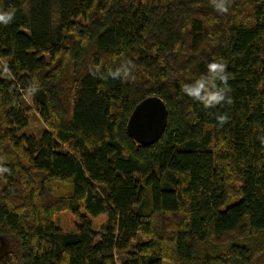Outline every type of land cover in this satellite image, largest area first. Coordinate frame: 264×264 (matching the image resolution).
I'll list each match as a JSON object with an SVG mask.
<instances>
[{
  "label": "trees",
  "instance_id": "trees-1",
  "mask_svg": "<svg viewBox=\"0 0 264 264\" xmlns=\"http://www.w3.org/2000/svg\"><path fill=\"white\" fill-rule=\"evenodd\" d=\"M0 12L13 13L0 23V264L264 262V0H0ZM211 63L227 82L212 81L225 100L206 108L183 89L211 88ZM151 95L169 117L145 146L127 123ZM31 109L39 137L21 132ZM64 209L76 230L57 224Z\"/></svg>",
  "mask_w": 264,
  "mask_h": 264
},
{
  "label": "water",
  "instance_id": "water-1",
  "mask_svg": "<svg viewBox=\"0 0 264 264\" xmlns=\"http://www.w3.org/2000/svg\"><path fill=\"white\" fill-rule=\"evenodd\" d=\"M168 117L165 101L157 95L148 96L133 109L127 123L128 134L141 145H153L163 136Z\"/></svg>",
  "mask_w": 264,
  "mask_h": 264
},
{
  "label": "rangeland",
  "instance_id": "rangeland-1",
  "mask_svg": "<svg viewBox=\"0 0 264 264\" xmlns=\"http://www.w3.org/2000/svg\"><path fill=\"white\" fill-rule=\"evenodd\" d=\"M47 125L43 121L40 114L34 110L31 109L29 112V125L27 128L23 129L21 132L25 133H31L35 136L39 137L42 134V131L46 129ZM57 188L61 195L65 197V199H69V196L72 194V183L70 181H57ZM82 211H85L84 208H82ZM55 219L59 227L64 231H74L77 229L79 219L78 217L71 212V210L64 209L62 211H59L55 214ZM107 216L104 214H101L97 217H91V220L97 229V231L102 235L104 233L103 224L106 222ZM100 238V237H99ZM139 240H143V237H139ZM11 242V241H10ZM13 242V240H12ZM11 242V243H12ZM2 243L0 242V246ZM5 247L9 246L10 244L7 242ZM168 252V251H167ZM1 254V253H0ZM168 255L171 259H173V256L170 252H168ZM263 254L258 253L256 255V260L253 264H264L263 262ZM165 264H170L169 260L165 261Z\"/></svg>",
  "mask_w": 264,
  "mask_h": 264
},
{
  "label": "clouds",
  "instance_id": "clouds-1",
  "mask_svg": "<svg viewBox=\"0 0 264 264\" xmlns=\"http://www.w3.org/2000/svg\"><path fill=\"white\" fill-rule=\"evenodd\" d=\"M213 2V0H212ZM215 8L220 12H227L228 8L221 4H216ZM13 18V13L10 12H0V23L7 25ZM225 65L222 63H211L208 65L209 72L212 76L209 78L208 83L211 84V88H207L205 86V81L203 79L198 80L196 86L189 87V85L184 86V92H186L190 97L199 99L203 102L204 106L212 107L220 102L225 100V91L224 89H216V85L212 82L214 79L219 76L220 80L226 84L227 76L220 75L221 73H225ZM119 69L116 70L115 73H109L114 78L119 75ZM203 93V94H202ZM231 102L230 100L228 101ZM217 119L220 121L221 124L226 122L227 116H219ZM7 171V169L0 168V172Z\"/></svg>",
  "mask_w": 264,
  "mask_h": 264
}]
</instances>
